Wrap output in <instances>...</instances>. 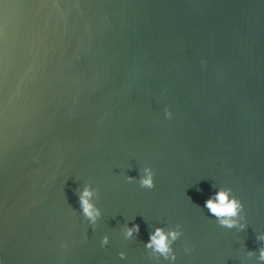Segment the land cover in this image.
<instances>
[{"label": "water", "instance_id": "water-1", "mask_svg": "<svg viewBox=\"0 0 264 264\" xmlns=\"http://www.w3.org/2000/svg\"><path fill=\"white\" fill-rule=\"evenodd\" d=\"M177 225L175 264H264V0H0V264H168Z\"/></svg>", "mask_w": 264, "mask_h": 264}, {"label": "clouds", "instance_id": "clouds-1", "mask_svg": "<svg viewBox=\"0 0 264 264\" xmlns=\"http://www.w3.org/2000/svg\"><path fill=\"white\" fill-rule=\"evenodd\" d=\"M203 63V61H201ZM165 118L170 119L173 113L170 109L165 107ZM155 173L151 167H145L143 174L139 179V186L145 189H152L155 187L154 180ZM127 179L131 182L134 178L128 176ZM95 190L90 186H85L79 193L80 208L85 219L89 221L93 229H95L96 221L102 215L101 209L93 202ZM203 207L209 210L210 215L216 217L218 223L222 227L233 228L239 227L243 229L244 224L240 223V215L243 212L244 205L242 201L233 194L230 187H221L211 192L208 198L204 201ZM139 232V225L132 224L131 227L125 226L124 238L131 239ZM180 226L169 228L165 230L163 227H156L149 233L148 240L144 242V247L149 249L152 254L162 257L168 264H175L176 252L173 248L174 242L182 235ZM257 239L264 241V234L257 236ZM101 246H106L109 243L108 235H104L100 241ZM250 251L248 255H252ZM121 259L125 257L124 252H120ZM259 260L264 261V247L259 249Z\"/></svg>", "mask_w": 264, "mask_h": 264}]
</instances>
